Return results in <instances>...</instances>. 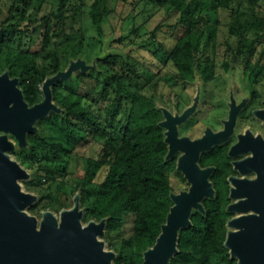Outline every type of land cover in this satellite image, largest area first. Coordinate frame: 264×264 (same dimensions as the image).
Returning <instances> with one entry per match:
<instances>
[{
    "label": "trees",
    "instance_id": "1",
    "mask_svg": "<svg viewBox=\"0 0 264 264\" xmlns=\"http://www.w3.org/2000/svg\"><path fill=\"white\" fill-rule=\"evenodd\" d=\"M260 2L0 0V71L7 69L19 78L30 105L42 100L44 79L63 69L59 47L68 61L82 57L88 62L84 30L76 28L84 16L96 31L92 38L101 44L94 52L95 68L52 86L53 100L62 111L38 120V132L27 135L29 159L38 174L25 185L39 195L30 211L40 203L43 210L54 212L69 208L79 191L84 222L107 218L105 239L117 253L115 264H142L143 252L154 244L172 205L157 109L142 91L143 73L162 70L168 62L181 73L227 70L232 63L263 70ZM111 3L130 9L122 19L118 16L117 30L111 24L106 31L114 11ZM135 8L142 11L135 14ZM202 8L227 13L225 42L217 40L220 20H211ZM139 15L143 22L137 25ZM151 19L152 27L142 34L141 26ZM36 31L38 45L33 49ZM92 138L99 143L97 154L83 157L82 172L72 174L69 162L77 146ZM192 222L180 231L179 253L171 264H237L223 246L221 214L195 215Z\"/></svg>",
    "mask_w": 264,
    "mask_h": 264
},
{
    "label": "flooded vegetation",
    "instance_id": "2",
    "mask_svg": "<svg viewBox=\"0 0 264 264\" xmlns=\"http://www.w3.org/2000/svg\"><path fill=\"white\" fill-rule=\"evenodd\" d=\"M143 75L142 91L157 109L163 170L172 174L168 173L171 191H188L191 186L203 191L204 211L194 210L191 220L195 215L221 214L223 246L229 254L224 245L227 233L245 228L230 227L231 219L264 222V70L174 69ZM195 104L194 112L180 119ZM256 230L264 237V224Z\"/></svg>",
    "mask_w": 264,
    "mask_h": 264
},
{
    "label": "water",
    "instance_id": "3",
    "mask_svg": "<svg viewBox=\"0 0 264 264\" xmlns=\"http://www.w3.org/2000/svg\"><path fill=\"white\" fill-rule=\"evenodd\" d=\"M95 67L96 57L90 64L82 57L70 59L66 68L44 79L41 85L43 98L32 105L24 98L19 78L11 77L7 69L0 72V109H9L8 116L13 112L7 120L14 122L23 114H29L30 118L24 133H9L5 129L4 136H12V144L0 140V264H115L117 253L108 248L105 239L107 218L84 222L79 191L73 196L72 205L57 214L45 209L38 218L28 211L39 195L24 189L22 182L28 180L31 173L10 154L28 146L27 135L38 132V120L48 117L51 112L62 111L53 100L52 86L60 80H69L77 71L85 73ZM12 101L14 105L9 108ZM43 102H48L46 110L34 115L30 113ZM195 109L196 104L185 109L180 119H186ZM1 110L0 118H3ZM164 114L168 119L172 118L167 110ZM185 174L187 176V172ZM202 197L203 191L195 186L179 193L170 191L172 205L154 244L143 252L142 264H171L179 253L180 231L192 226L194 210L204 211L200 202ZM228 224L235 228L245 227L227 233L224 245L229 248L230 258L237 264H264V237L256 230L264 222L241 217L231 219Z\"/></svg>",
    "mask_w": 264,
    "mask_h": 264
},
{
    "label": "rangeland",
    "instance_id": "4",
    "mask_svg": "<svg viewBox=\"0 0 264 264\" xmlns=\"http://www.w3.org/2000/svg\"><path fill=\"white\" fill-rule=\"evenodd\" d=\"M89 2V1H88ZM261 5L264 7V0H261ZM110 8H114L113 13L110 15L109 20L110 22H106L105 26L107 27L106 31H109L111 24H113L116 27V30L119 27V20H118V16L122 15L120 18L122 19V17H124V15L129 12V7L126 6L124 7L121 3L119 4H114L111 3L109 5ZM151 9V8H150ZM139 11H142V8H135V10L133 11V13H138ZM201 13H205L211 20H216V18H218L221 22V24H219V33H218V41L220 43H223V41L225 42L226 38H227V27H228V15L226 12L223 11H215V10H210L209 8H202L201 9ZM154 20V19H153ZM82 21V22H81ZM81 22V23H80ZM141 22H143V17H141V15L136 16V24H140ZM152 19L150 21H148L144 26H141V33H146L150 30V28L152 27ZM126 26V23L124 25V28ZM79 27H82L84 30V52L86 53V55L88 56V64L92 63V61L95 58V54L94 52L100 49V43L96 40L93 39L92 36L93 35H97L96 31L94 30V28L91 26V24L89 23L88 19L86 16L83 17L82 20H80L78 22V24L76 25V28L79 29ZM38 36H39V32L36 31L35 36L33 37V39L27 42H30V44L32 45L33 49H35V45H38ZM105 39L107 38L106 36L104 37ZM229 42L231 43H235V39H231ZM17 44V42H16ZM118 45L114 44V47L116 48ZM260 45L259 47H257L256 49V53H254L252 55L253 60H255V58L257 57L258 51L260 50ZM59 54H60V59H61V64H62V68H66V66L69 64L68 61V55L67 53H65L61 47H59ZM50 60V59H49ZM233 65L231 66V70L232 71H240L241 69H243V67L241 66V64H235L232 63ZM175 68L173 67L171 62H168V64L162 69L165 72H172ZM220 70V68L218 69ZM264 70V69H263ZM11 138V137H10ZM12 139V138H11ZM97 139L92 138L89 139L86 143L84 142L83 144H80L77 146L76 148V153L75 155L72 157V159L69 162V171L74 174V175H78L82 172V163L83 157H87V156H95L98 152V147H99V143H97L96 141ZM29 148V144L27 147L25 148H17L15 151H13L11 154L13 155L14 158H16L20 164L27 170V172L31 173V176L28 180H24L23 183V187L25 190H27L25 183H28L29 181L33 180L37 173V167L34 160L31 161L29 159L30 155H31V151L28 149ZM38 160V159H37ZM168 172V170H166ZM169 173V172H168ZM170 176L172 175L171 173H169ZM168 174V175H169ZM28 191V190H27ZM30 192L34 193L33 191L30 190ZM39 203V202H38ZM36 204V203H34ZM33 206V205H32ZM30 208L28 209V211L30 213H33L35 215H37L38 218H40L41 212L43 211V204L40 203L37 207H35V211H30ZM56 214L58 212H55ZM110 241V240H109ZM143 258V255H142ZM174 264V263H173Z\"/></svg>",
    "mask_w": 264,
    "mask_h": 264
},
{
    "label": "bare ground",
    "instance_id": "5",
    "mask_svg": "<svg viewBox=\"0 0 264 264\" xmlns=\"http://www.w3.org/2000/svg\"><path fill=\"white\" fill-rule=\"evenodd\" d=\"M0 82H2V81H0ZM12 105H14L13 104V101H12V103H10L9 104V108H12ZM3 108V107H2ZM48 108V102H43V103H41V104H39V105H37L36 107H34V108H32L31 110V112L30 113H32L33 115L34 114H37V113H40V112H43L44 110H46ZM1 110V109H0ZM5 110V111H4ZM9 110V109H8ZM7 110V111H8ZM3 111V114H2V117L3 118H0V140L2 141L3 140V142L6 144L7 143V145H9V143L10 144H12V142H14L13 140H11L8 136L7 137H5L4 135V131H5V129H7L6 131L8 132H10V131H13V132H19V133H24V131H26L27 129H28V127H29V123H27L28 121H29V117H28V115L27 114H23V115H21V118L20 119H18V120H16V121H14V122H12L11 120H7V119H9V118H7V117H11L12 116V113L13 112H11L10 113V115L11 116H8L9 114L7 113V111H6V109L5 108H3V110H1V112ZM5 113H7V116H6V118H5V120H3L4 119V117H5ZM9 129V130H8ZM1 146V145H0ZM11 146V145H10ZM2 147V146H1Z\"/></svg>",
    "mask_w": 264,
    "mask_h": 264
}]
</instances>
